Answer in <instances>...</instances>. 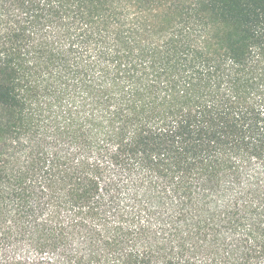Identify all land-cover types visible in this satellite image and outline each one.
<instances>
[{"label": "trees", "instance_id": "obj_1", "mask_svg": "<svg viewBox=\"0 0 264 264\" xmlns=\"http://www.w3.org/2000/svg\"><path fill=\"white\" fill-rule=\"evenodd\" d=\"M0 264H264V0H0Z\"/></svg>", "mask_w": 264, "mask_h": 264}]
</instances>
